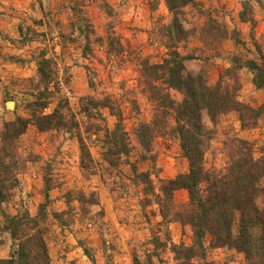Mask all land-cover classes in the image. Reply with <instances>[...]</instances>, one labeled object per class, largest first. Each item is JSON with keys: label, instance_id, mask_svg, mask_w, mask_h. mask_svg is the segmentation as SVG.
I'll return each mask as SVG.
<instances>
[{"label": "rangeland", "instance_id": "374dc122", "mask_svg": "<svg viewBox=\"0 0 264 264\" xmlns=\"http://www.w3.org/2000/svg\"><path fill=\"white\" fill-rule=\"evenodd\" d=\"M243 1L193 0L183 10L184 27L192 33L187 41L178 44L177 50L188 58L186 68L204 71L211 86L222 76L232 86L234 82L226 72L232 69L233 60L238 59V68L247 60L259 58L257 43L264 47V8L253 1L256 22H243ZM172 19L165 0H0V129L6 122L29 118L28 105L33 101L38 79L37 61L44 53L57 63L58 79L72 111L82 123V135L94 160L88 171L81 168L80 145L70 133H41L30 125L16 141L25 164L19 186L1 211L16 215L28 210L36 216L45 202L46 182H50L47 244L52 264H134L135 257L143 264L150 260L154 264H177L172 244L192 245L191 226L178 221L167 223L155 199L160 179H174L188 171L179 141L169 135L157 137L151 152L146 153L136 133L141 124L153 120L156 108L144 90L141 62L162 64L168 58L165 27ZM208 23H217L228 31L220 54L201 40ZM88 24L105 38L109 28H113L121 37L123 55L110 53L107 45L94 43L93 54H85L86 39L78 27L84 29ZM236 73L241 83L240 101L254 108L264 105V88L254 87L253 74L246 68H238ZM170 94L176 101L182 100L178 92ZM88 96L111 97L112 107L123 116L133 149L127 156L114 157L115 166L104 153L117 118L108 108L89 118L81 110V100ZM8 102H14L13 109L7 108ZM54 107L51 105L46 113ZM202 119L206 128L214 132L205 155L206 169L227 168L226 151L234 139L249 142L255 158L262 156L264 119L254 128H242L235 112L221 116L217 124H212L207 111L202 113ZM87 126L90 132L85 131ZM133 168L138 173L150 174L154 193L135 177ZM82 194L84 202L79 200ZM172 203L173 212H185L189 206L188 192L177 191ZM260 204L263 205L262 201ZM61 212L62 224L51 216ZM238 220L239 214L234 236L239 233ZM4 227L0 213V259H9L12 239ZM206 260L216 264H248L233 249H209Z\"/></svg>", "mask_w": 264, "mask_h": 264}, {"label": "trees", "instance_id": "16d2710c", "mask_svg": "<svg viewBox=\"0 0 264 264\" xmlns=\"http://www.w3.org/2000/svg\"><path fill=\"white\" fill-rule=\"evenodd\" d=\"M253 1L264 8V0L243 1L241 21L255 24ZM165 2L173 15L171 24L165 27L170 52L162 64H151L148 60L141 62L140 74L144 79V90L148 93L149 100L156 104V108L153 120L148 124H141L136 133L146 153L151 152L153 141L157 137H174L179 141L182 157L188 162L186 173L179 174L174 179H160L159 193L155 196L163 220L167 223L178 221L192 228V245L172 244L171 250L177 264H216L206 260L209 249H233L242 254L248 264H264V151L261 157L255 158L249 142L234 139L226 151L229 158L227 168L223 171L206 169L205 155L214 132L206 128L202 119V113L207 111L212 124H217L221 116L235 112L242 128L258 126L260 120L264 119V105L254 108L239 100L241 83L236 70L248 69L253 74L254 87L263 89L264 47L257 43L255 47L259 58L239 63L238 68V59L233 60L232 69L226 72L234 82L232 86L224 82V76L215 86H211L204 71H190L186 68L188 58L177 50L178 44L187 41L192 33L184 27L181 16L193 0ZM78 28L86 39L85 54H93L94 43L102 47L107 45L110 53L123 55L125 48L121 37L113 28H109L106 38L97 35L92 25L88 24L84 29ZM228 35L225 27L208 23L201 34V40L208 48L220 54ZM93 36L94 39L91 38ZM56 67L57 63L53 59L44 53L40 54L35 93L32 95L33 101L28 105L29 118L6 122L0 129V213L5 222L4 231L12 239L11 256L9 259H0V264H52L47 244L50 232L47 208L51 203L50 182H46L45 202L40 205L36 216H32L28 210L16 215L1 211L2 205L11 199L19 186V175L25 161L16 149V141L27 132L28 127L33 125L41 133H70L72 138L78 139L80 145L81 168L88 171L90 164L94 162L82 135V123L72 111L69 97L58 79ZM89 85H93L92 81ZM170 91L178 92L182 100L176 101ZM113 102L109 96L103 99L88 96L81 100V110L89 118H95L96 111L108 108L117 118L116 128L111 133L104 153L110 164L115 166L114 157L129 155L133 147L123 125V116L118 109L112 107ZM53 104L54 109L46 113ZM85 131L90 132V126ZM133 173L142 183L148 184L150 192L154 193L149 173H138L135 168ZM180 190L187 191L189 196V206L183 213L173 212V197ZM79 200L84 202L83 194ZM91 203L98 204L97 201ZM237 214L239 233L234 236ZM51 216L60 223L64 213H52ZM85 254L89 255L88 249H85ZM134 264L143 263L135 257ZM148 264L154 263L150 260Z\"/></svg>", "mask_w": 264, "mask_h": 264}, {"label": "water", "instance_id": "95a60500", "mask_svg": "<svg viewBox=\"0 0 264 264\" xmlns=\"http://www.w3.org/2000/svg\"><path fill=\"white\" fill-rule=\"evenodd\" d=\"M10 105H11L12 107H10ZM6 106H7V108H9V109H13V107H14V102H8Z\"/></svg>", "mask_w": 264, "mask_h": 264}, {"label": "crops", "instance_id": "0c3cea01", "mask_svg": "<svg viewBox=\"0 0 264 264\" xmlns=\"http://www.w3.org/2000/svg\"><path fill=\"white\" fill-rule=\"evenodd\" d=\"M252 87V86H251ZM241 94H243V93H241ZM241 99H243V98H241ZM240 100V99H239Z\"/></svg>", "mask_w": 264, "mask_h": 264}]
</instances>
